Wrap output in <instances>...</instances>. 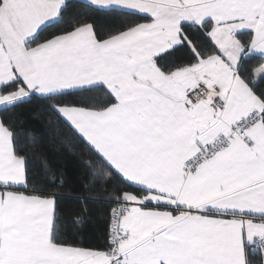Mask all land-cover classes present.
I'll list each match as a JSON object with an SVG mask.
<instances>
[{"label": "snow or ice", "instance_id": "1", "mask_svg": "<svg viewBox=\"0 0 264 264\" xmlns=\"http://www.w3.org/2000/svg\"><path fill=\"white\" fill-rule=\"evenodd\" d=\"M80 2L142 22L0 0V113L42 104L85 144L116 190L108 231L69 238L87 218L57 215L0 115V264H264V0Z\"/></svg>", "mask_w": 264, "mask_h": 264}, {"label": "trees", "instance_id": "2", "mask_svg": "<svg viewBox=\"0 0 264 264\" xmlns=\"http://www.w3.org/2000/svg\"><path fill=\"white\" fill-rule=\"evenodd\" d=\"M85 11L80 0H68L66 16L88 20L102 34L120 30L128 22H142L139 17H124L120 13L98 11L81 16ZM193 39L194 42H202L199 37ZM174 59L177 63L182 62L183 54L178 52ZM255 63L264 61L256 60ZM0 115L15 126L22 151L28 154L29 170L36 177L33 185L48 194H56L57 215L69 225L76 215L83 214L87 218L82 228L70 229L69 238L85 246H101L108 231L109 211L113 206L109 201L116 190L111 181L96 178L91 167L95 156L85 144L72 138L66 129L57 130L51 125L49 114L42 104L23 105L15 110L14 115ZM45 162L50 171L46 172ZM53 177H56L55 184L51 183Z\"/></svg>", "mask_w": 264, "mask_h": 264}]
</instances>
